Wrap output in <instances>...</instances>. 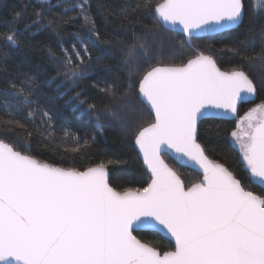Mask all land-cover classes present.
Wrapping results in <instances>:
<instances>
[{
  "label": "snow or ice",
  "instance_id": "6c2138e0",
  "mask_svg": "<svg viewBox=\"0 0 264 264\" xmlns=\"http://www.w3.org/2000/svg\"><path fill=\"white\" fill-rule=\"evenodd\" d=\"M47 10L60 8L51 18L44 9L25 24L36 33L59 30L81 21L87 33L74 34L71 48L62 47L65 65L63 83L88 78L83 67L100 47L101 34L91 15L88 0H38ZM154 7V12H153ZM255 8L264 19V0ZM74 12L75 15H69ZM153 15L155 23L172 30L179 26L191 40L207 33H236L244 23V0H136L132 10ZM21 13L14 19L18 20ZM123 24L131 25L125 15ZM136 23H139L137 20ZM150 30L136 35L130 44L120 42L119 68L126 70L127 88L106 85L99 89L110 102L127 111L139 100L154 115V121L135 133L134 145L150 173L144 187L117 190L109 182V165L120 161L100 160L83 170L63 168L40 161L0 139V264H264V194L247 190L241 179L221 163L210 160L198 142L199 122L213 115L235 116L238 105L251 101L256 84L240 68L221 71L216 60L203 51L179 64H164V53ZM254 33L228 52L249 64L260 61L264 68V27L259 33V52L241 49L252 43ZM9 50L19 48L16 29L4 35ZM108 47L113 43L104 40ZM152 49L151 53L149 49ZM102 51V50H101ZM156 63H149L152 55ZM7 61V53L0 57ZM34 81L25 76L18 87L4 90L0 109L11 119L0 127L23 129L15 117L37 101ZM9 92L19 98L7 99ZM82 93H76L79 100ZM75 108L82 115L99 120L119 118L109 104L98 112L96 104ZM29 111V117L34 116ZM46 124L51 121L44 111ZM99 128V124L97 125ZM232 139L239 144L249 183L264 188V101L249 109L237 121ZM39 130V129H37ZM29 137L32 135L28 133ZM65 135H69L65 131ZM102 135V133H101ZM80 149L79 139L73 137ZM96 137H92L94 143ZM89 141L85 140L87 145ZM165 153L174 154L177 163L186 159L197 165L202 178L186 186L165 162ZM163 230L174 241V249L161 252L133 235L137 230Z\"/></svg>",
  "mask_w": 264,
  "mask_h": 264
},
{
  "label": "trees",
  "instance_id": "16d2710c",
  "mask_svg": "<svg viewBox=\"0 0 264 264\" xmlns=\"http://www.w3.org/2000/svg\"><path fill=\"white\" fill-rule=\"evenodd\" d=\"M53 4L57 0H51ZM162 2V0H160ZM244 23L240 28L238 39L236 33H221L218 35L189 40L190 46L185 42L182 34L164 29L155 23L153 15L137 12L132 15L136 0H88L91 15L94 17L96 27L100 31L101 41L98 49L92 50V59L83 67L88 78L81 79L73 84L63 83L65 65L62 62V47L71 48L74 34L87 33V27L81 21L64 26L59 33L51 30L39 33L35 29L26 31L24 26L36 18L35 13L44 9V15L51 18L61 11L60 8L47 10L38 0H0V57L7 53V61H0V100L4 99L6 88L12 84L18 87L25 80V76L32 78L35 94L33 101H37L32 108H25L23 114L15 119L24 125L23 129L0 127V139L12 144L17 151L31 155L34 158L54 166L83 170L93 166L100 160L108 159L120 161L109 165V182L117 190L126 187H144L150 181V174L143 166L134 145L136 131L141 126H147L154 121L152 114L139 100H133L127 111L117 102H110L99 91L100 88L112 84L121 86L123 91L127 88L126 70L119 68L117 60L121 58L119 44H130L136 35H143L145 30H150V41H155L164 55L161 62L182 63L193 57L197 52L203 51L211 55L217 62L221 71H231L235 68L244 70L254 80L257 88L253 101L238 106L237 114L232 120L207 118L199 122L198 142L203 146L205 155L217 163L223 164L241 179L247 190L256 194H264V190L254 183H249L246 165L242 160L241 152L232 142L231 132L236 129L237 121L249 109L264 101V68L260 61L249 64L239 56L228 52L229 47L239 46V41L254 33L252 43L241 51L251 53L259 52L261 28L264 19L257 12V0H244ZM154 11V7H153ZM21 13L20 19L14 17ZM69 15H75L74 12ZM125 15L132 18L133 23L123 24ZM139 23H136V21ZM16 29V37L20 47L9 50L6 47L4 35L10 29ZM113 43V47L106 46L103 41ZM102 50V51H101ZM152 49H149L151 53ZM157 57L153 54L149 63H156ZM76 93H82L79 100H86L88 104H96L98 112H102L105 104L116 110L119 118L109 119L101 115L99 120L82 115L75 108L79 100L74 99ZM19 98L16 93L9 92L7 99L15 102ZM29 111L34 116L29 117ZM48 112L52 118L46 124L41 121L47 118L43 112ZM5 110L0 109V120L11 119ZM99 124V128L97 125ZM39 129V130H37ZM65 131L69 135H65ZM32 135L29 137L28 133ZM102 133V135H101ZM73 137L79 139L80 149L71 151L75 146ZM92 137H96L92 142ZM87 140L89 143L84 144ZM165 162L184 181L186 186L201 179L196 172L176 165L170 158L163 155ZM143 243L155 246L161 252L173 250L171 242L152 231L133 233Z\"/></svg>",
  "mask_w": 264,
  "mask_h": 264
},
{
  "label": "water",
  "instance_id": "95a60500",
  "mask_svg": "<svg viewBox=\"0 0 264 264\" xmlns=\"http://www.w3.org/2000/svg\"><path fill=\"white\" fill-rule=\"evenodd\" d=\"M154 12V11H153ZM164 29L168 30V31H171V32H175V33H179V34H182L185 38V42L187 43V45L190 46V43H189V38L182 32V30L180 29L179 26H176L174 30H172L171 28H169L168 26H162ZM221 33H224V32H220V33H207V34H201L199 36V38H202V37H206V36H212V35H218V34H221ZM195 38V37H194ZM253 99L249 102H243V103H240V104H247V103H250L252 102ZM239 104V105H240ZM238 105V106H239ZM150 111V110H149ZM153 116V119H154V115L152 114ZM208 118H216V119H221V120H232L235 118V116H232L231 114H228V115H225L223 117L221 116H211V117H208ZM204 119H207V118H203L201 120H204ZM136 150H137V153H138V156L143 164V166L145 167V169L147 170V167L146 165H144V162H143V157L142 155L139 154V150L138 148L135 146ZM164 155L168 156L170 158V160H172L176 165L182 167V168H186V169H190L194 172H196L197 174H199L202 178V171L199 169V167L197 165H194L192 164L191 162L187 161L186 159H181V161L179 163L176 162V160L174 159V154L172 153H165ZM148 171V170H147ZM150 174V173H149ZM249 174V173H248ZM257 185V184H256ZM259 188H261L262 190H264V188H262L261 186L257 185ZM144 232V231H152V232H155L159 235H161L163 238H165L166 240H168L169 242L172 243L173 245V248H174V241L172 240V238L170 237V235L166 232V231H163V230H149V229H145V230H137V231H134V232ZM133 232V233H134ZM134 235V234H133Z\"/></svg>",
  "mask_w": 264,
  "mask_h": 264
},
{
  "label": "rangeland",
  "instance_id": "374dc122",
  "mask_svg": "<svg viewBox=\"0 0 264 264\" xmlns=\"http://www.w3.org/2000/svg\"><path fill=\"white\" fill-rule=\"evenodd\" d=\"M255 107V106H254ZM246 113V112H245ZM244 113V114H245ZM240 119V118H239ZM238 119V120H239ZM237 126V125H236ZM235 130H237V129H235ZM232 142H233V144H234V146L240 151V148H239V144H237L233 139H232Z\"/></svg>",
  "mask_w": 264,
  "mask_h": 264
}]
</instances>
